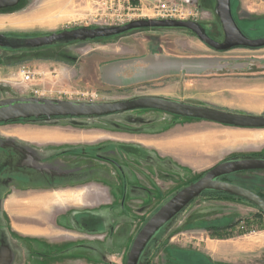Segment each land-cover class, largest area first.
Wrapping results in <instances>:
<instances>
[{
    "label": "rangeland",
    "instance_id": "obj_1",
    "mask_svg": "<svg viewBox=\"0 0 264 264\" xmlns=\"http://www.w3.org/2000/svg\"><path fill=\"white\" fill-rule=\"evenodd\" d=\"M112 1L22 0L16 8L0 10V34L33 38L71 29L123 26L134 20H154L157 18L150 8L168 1L169 5L197 8L200 12L198 21L208 35L218 42L224 39L222 25L216 15V0H147L143 8L142 3H139L141 0H136L133 6L140 9L130 17H127L128 11L111 7ZM233 5L235 15L247 35L255 39L263 38L264 0H233ZM237 50L241 51L218 53L185 29H142L112 39L76 42L38 50L13 51L0 48V105L22 100L91 103V94L98 96L95 102H118L163 93L166 97L192 105L219 108L232 113L264 115V109L250 107L257 102H264V75L258 68L237 72L231 78L205 77L200 80L183 76L158 86L149 84L112 90L98 84L91 86L78 83L75 77L63 76L66 74L64 70L80 69L81 61L92 63L96 60L93 58L114 61L159 51L193 57L259 55L249 49ZM24 65L37 72L32 84L20 83V68ZM31 89L40 93L46 91L48 94L36 97ZM25 129L41 131L31 135L18 132ZM11 131H16L18 137L16 133L15 136L10 135ZM215 132L245 135V141L237 144L234 149L215 155V152L203 149L201 141L197 143L198 139L195 138L196 133L203 136ZM262 132L264 130L231 128L154 110L130 111L101 118L38 119L0 125V264H26L34 261L32 258L40 253L32 246L35 247L36 239L41 235L48 236L47 240L59 242L56 249L44 247L46 263L55 260L60 264H126L139 231L176 193L223 161L264 154V141L254 136ZM195 147L197 154L194 153ZM37 148L49 154L59 153L57 156L61 157L57 158L55 165H44L48 172L54 173L49 176L57 181V189L45 196L33 198L30 195L41 188L36 180L37 171L29 172L30 179L27 182L19 181L21 178L17 175L21 174L20 167L38 159L37 155L41 151ZM98 148V152H101V148L111 149L112 158L120 164L126 161L137 164L139 168H127L128 177L130 181L133 178L135 182L139 181L141 187L139 195H132L126 200L122 214L119 212L115 215L114 207L119 199L113 202L112 207L104 209L113 213L108 215V223L105 224L94 223L84 217L76 221L73 208H84L83 199L87 191L67 188L68 185H78L85 181L95 184L100 177L104 185H111V180L119 183L122 181L114 172L115 169L111 170L108 166L91 169L103 175L105 173L106 177L98 174L93 175V178L88 176L89 172L83 163L92 161L99 165L95 156ZM64 152H67L66 156H62ZM34 153H37L36 157ZM127 153H134L139 158H127ZM147 160L153 164L150 162V166L144 165ZM9 163L12 168L10 170L14 172L5 169ZM56 169L58 172H55ZM41 172V177H44L46 172ZM147 174L153 180L151 192L144 190L146 188L142 185L147 183V179H144ZM252 176L264 180V173ZM117 188L120 195L121 186ZM42 200L44 203H41ZM247 208L258 210L246 202L236 200H197L169 228L162 231L150 248L147 260L150 259L151 264H178L179 258L170 254L174 248L197 251L215 262L226 264H264V217L260 216L259 210L257 214H250ZM201 223L236 225L230 239H219V236H213V233L201 227ZM241 223L246 225V232L254 230L257 231L256 235H243L238 230ZM55 224L63 232L58 234V231L53 230L52 235V226ZM29 245L31 251L26 248Z\"/></svg>",
    "mask_w": 264,
    "mask_h": 264
},
{
    "label": "water",
    "instance_id": "obj_2",
    "mask_svg": "<svg viewBox=\"0 0 264 264\" xmlns=\"http://www.w3.org/2000/svg\"><path fill=\"white\" fill-rule=\"evenodd\" d=\"M21 1L0 0V10L16 8ZM216 15L221 22L224 33L222 42L213 40L197 21L137 20L123 26L78 28L33 38L0 34V48L13 51L38 50L76 42L112 39L135 30L185 29L217 52H227L238 48L264 49V37L249 38L239 27L233 15L232 0H216ZM138 110L160 111L181 118L208 121L231 128L264 130V115L232 113L218 108L192 105L152 96L104 103L22 100L0 105V125L21 120L46 119L50 121L55 118H101ZM250 171H264V158L235 157L228 159L216 165L198 181L180 190L153 214L139 231L128 254L126 264H143V258L146 256L150 244L205 192H220L240 198L257 207L264 215L263 198L246 188L221 180L227 176Z\"/></svg>",
    "mask_w": 264,
    "mask_h": 264
},
{
    "label": "crops",
    "instance_id": "obj_3",
    "mask_svg": "<svg viewBox=\"0 0 264 264\" xmlns=\"http://www.w3.org/2000/svg\"><path fill=\"white\" fill-rule=\"evenodd\" d=\"M242 49V48H238ZM241 51L237 49H233L227 52H218V53H230ZM246 51V50H245ZM253 53H257V56H245V57H220V56H180V55H172L168 53H164L159 51L157 53H145L138 56H130L126 58L117 59L114 61L103 60V58H93L92 63L89 61H81L80 69H72V70H64L67 76L77 78V82H83L88 85H101L103 88L107 90L112 89H127V88H135L138 86L144 85H154L158 86L165 81H173L177 79H181L183 76L193 78V79H203V78H231L235 77L237 72H245L249 70H253L254 68L260 69V73L264 75V49L259 50H248ZM128 56V55H127ZM80 61V60H79ZM78 61V62H79ZM61 69H58L60 71ZM57 71V70H55ZM63 71V72H64ZM62 74H59L61 76ZM152 97H161L166 99H171L179 102H185L181 100H177L174 98L166 97L167 95L160 94H152L149 95ZM256 110L264 109L263 103H255L250 106ZM219 109V108H218ZM236 113V112H233ZM241 114V113H240ZM245 114V113H244ZM255 115V114H254ZM18 131V130H17ZM31 134H37L39 131H31L28 129L19 130L18 132ZM16 131H11L10 135H14ZM17 136V133H16ZM53 136V135H52ZM58 135H54L57 137ZM197 143L201 141L203 145V149L211 151V153L215 152V155L220 153H224L230 149L236 148L237 144H243L245 141V135L239 136L234 134H224L220 132H215L211 134L200 135V133H196L195 135ZM248 136V135H247ZM255 138H258L264 141V132L254 135ZM18 137V136H17ZM240 137L242 140H240ZM59 138V137H57ZM239 140V141H238ZM242 141V142H240ZM32 143H37L33 141ZM47 143V142H46ZM38 144V143H37ZM41 144V143H39ZM194 153H196V147L194 148ZM201 149V151H203ZM177 150V149H176ZM192 152V150H190ZM200 152V150L198 151ZM197 154V153H196ZM218 157V156H215ZM216 159V158H215ZM106 192L101 188L96 189L95 193H91V196L88 198L85 197L83 199L84 205L94 206L97 208H103V206H111L114 202L111 197L108 195H104ZM44 203V200L41 201ZM249 209V208H247ZM250 214L254 212V214L258 213V210L249 209ZM253 214V215H254ZM259 219V218H256ZM52 235H54V231L63 232L62 228L59 229L57 224L52 226ZM54 230V231H53ZM56 234V233H55ZM59 236V235H58ZM54 237V236H53ZM37 239H41V242H35L36 245L33 249L39 250L40 255L33 257L31 263L26 264H60V262H56L52 260L51 262L46 263L44 254V247L55 248L59 246V242L55 243L49 239L48 236L41 235L38 236ZM32 242V241H31ZM48 243V246L44 244ZM38 245L40 247H38ZM30 247H26L32 250ZM52 251V250H51Z\"/></svg>",
    "mask_w": 264,
    "mask_h": 264
},
{
    "label": "flooded vegetation",
    "instance_id": "obj_4",
    "mask_svg": "<svg viewBox=\"0 0 264 264\" xmlns=\"http://www.w3.org/2000/svg\"><path fill=\"white\" fill-rule=\"evenodd\" d=\"M125 100H127V99H125ZM94 103H104V102H94ZM238 114H240V113H238ZM37 149H38V151L39 150L41 151V149H39V148H37ZM99 150H100V148H98L97 154L95 155L97 160L100 162L99 165H97L95 162L93 164L92 161H88L86 163H83L85 170L87 172H89L88 176L93 178L94 177L93 175H95V176H97V174L99 176L103 175L102 173L93 172V171H91V169L93 167L94 168H98V167H106V166H108L109 168H111V170L115 169L114 172L118 175V177L122 181L119 183V181H117V182L113 181L112 182V180H111L110 181L111 185H107V184L104 185V183L101 182V177H100L99 180L96 179V181H98L97 182L98 184L97 183H95V184L91 183L90 181H85L84 183L78 184V185H76V184L71 185V186L68 185L67 188H72L73 187L72 189H74V190L75 189H85L87 191V195L85 197L88 196V198L91 196L92 192L95 193L96 189H98V188L100 189L101 188L102 190H104L106 192L104 195H108L109 197H111V199L114 200V203H116L117 199H119V202H117L116 203L117 205L115 204V207H114L115 215H118L119 212L122 214V212H124V209L126 208V200L130 199L132 195H139L140 194L139 188H141L140 185H139V181H138V183L135 182L136 181L135 178L131 179V181L129 180V177H128L129 172L127 171V168H131V170H132L134 168H139V167L137 166V164H135L133 162H129V161H126L123 164H120V162H118L117 160L112 158V150L109 149V148L108 149L101 148V152H98ZM86 152L89 153L88 150ZM58 154H54V153L53 154H49V153L44 152V150H42L41 152L38 153V155H37V153L36 154L34 153L33 156L36 157V155H37V157H38V159L35 160V162L28 163V165L25 166V167L24 166L20 167L21 169L19 171H20L21 174L17 175V176H19L21 178V179H19V181L27 182L28 179H30L29 172L33 173V171H37V173H38V175L36 177V180H37L38 185L41 188L39 189V191L37 190L35 193L31 194L30 195L31 197L35 198V197L45 196L47 194L53 193V191H54L53 189H57V188H55V187H57V186H55V185H57V183H56L57 181H55V179H53V177L49 176L50 174H54V173L53 172H48V168L46 166H44V165L45 164H53V165H55V162L57 163V158L61 157L60 155L57 156ZM129 154L128 153L126 154L127 158L129 156L130 158H132V160H134V158L138 157V155L136 157V155L134 153L133 154L129 153ZM66 155H67V152H64L62 154V156H66ZM153 159L155 160V157H152V160ZM150 162H151V164H153L152 161H150ZM150 162L148 163V160H147L146 163L145 164L143 163V164L150 166ZM10 168H11V165L9 163V165H7L5 167V169L7 170V172H14V170H10ZM57 169H59V167ZM57 169L55 170V172L57 171ZM42 170L46 172L44 177H41V174H40V172ZM106 176L107 175H105V173H104V175L102 177H106ZM14 179H16V178H14ZM109 179H110V177H109ZM144 179H147V180H145V181H147V183H142L143 187L145 186V188H146L144 190H146L147 192H151L152 189H150V188L153 187L151 185V184H153V182H152L153 180H152L151 175L149 177V174H147V177H144ZM16 180H18V179H16ZM53 181H55V182H53ZM48 184L50 186H47ZM119 185L121 186V190H122L120 192V195H118V193H117V189H118L117 186H119ZM58 188H60V187L58 186ZM63 188H65V187H63ZM48 189H52V190H50V192H48V191L44 192L43 191V190H48ZM114 203H112L111 206L110 205L109 206H103V208H100V207L97 208V207H95V205L94 206L83 205L84 208H82L81 210H76L77 208H73L74 215H75V220L76 221L77 220L80 221L81 217H84V218H88L90 221H92L94 223H97V222L98 223H103V224L108 223L106 220H107V218H109L108 215H110L111 212H108L107 210L105 211L104 209H107V207H112ZM101 209L104 210V211L102 212ZM110 210H112V209H110ZM111 214H113V213H111ZM51 229L52 228H50V230ZM95 231H101L102 232L104 230H95ZM90 232H91V230H90ZM36 241L37 242H41L42 240L41 239H36ZM24 244L25 243H23V245ZM143 261H144L143 264H151L150 259L147 260V258H146V259H143ZM213 262L215 264L221 263V262H215V261H213ZM185 263L188 264L187 260H182V262L179 260L178 264H185Z\"/></svg>",
    "mask_w": 264,
    "mask_h": 264
},
{
    "label": "trees",
    "instance_id": "obj_5",
    "mask_svg": "<svg viewBox=\"0 0 264 264\" xmlns=\"http://www.w3.org/2000/svg\"><path fill=\"white\" fill-rule=\"evenodd\" d=\"M232 10H233V15H234L236 22L238 23L239 27L244 32V34L247 35L246 30L241 26V24L239 23V21L237 19V16L235 15V6L233 5V0H232ZM247 36L249 38L255 39L254 37H250L249 35H247ZM22 121L23 120L18 121V122H22ZM12 123H14V122H12ZM251 157L264 158V154L252 155ZM259 173H264V171H250V172L239 173V174H235L232 176L224 177L221 180L224 182H228V183L235 184V185H238L240 187L246 188V189L256 193L257 195H259L261 198L264 199V180H260L261 178L254 179L252 176L255 174H259ZM202 177H200V178H202ZM201 198L202 199H210V200H236V201L246 202L240 198L233 197V196H230L228 194H224V193H220V192H213V191L205 192L202 195V197H200L199 199H201ZM199 199H197V200H199ZM197 200H195L194 202H196ZM246 203H248V202H246ZM248 204H250V203H248ZM250 205H252V204H250ZM252 206H254V205H252ZM259 212H260V216L263 218L264 215L262 214V212L260 210H259ZM235 225L236 224H229V225H225V226H215V224H213V225H209L207 223H201L200 224L201 227L206 228L207 231L211 232V234L213 233V236L214 235L219 236L220 237L219 239H230L232 237L231 233H232ZM211 237H212V235H211ZM157 239L155 241H157ZM155 241H153L150 244L149 248L147 249L146 256L143 259H146L148 252L150 251V248L155 243ZM170 254H171V256L179 258V260L181 262H182V260H187L188 264H215L210 257H208L205 254H202L200 252H197V251L182 250V249H174L173 248L172 250H170ZM179 256L182 258L180 259ZM219 264H226V263H219Z\"/></svg>",
    "mask_w": 264,
    "mask_h": 264
},
{
    "label": "built area",
    "instance_id": "obj_6",
    "mask_svg": "<svg viewBox=\"0 0 264 264\" xmlns=\"http://www.w3.org/2000/svg\"><path fill=\"white\" fill-rule=\"evenodd\" d=\"M136 0H114L110 3L111 7H116L117 9H124L128 11L127 17H130L132 13H137L139 9H136L133 6V2ZM147 0H141L139 3H142L141 8H143V3ZM187 2V0H186ZM162 6V7H159ZM151 7L150 10L154 12L155 18L154 20H176V21H198L200 12L195 7H185L184 5H169L168 1H165L163 4ZM131 19V18H130ZM145 20V19H143ZM152 20V19H149ZM137 21V20H134ZM133 22V21H131ZM20 83L23 85L32 84L36 80L37 72L32 69L31 67L24 65L20 68ZM31 92L34 93L36 97L46 96L48 94L46 91H41L40 93L38 90L31 89ZM91 103H94L98 100V96L96 94H91ZM89 103V102H87ZM238 230L245 236H253L256 235L257 231H248L245 224H240L238 226ZM249 234V235H247Z\"/></svg>",
    "mask_w": 264,
    "mask_h": 264
},
{
    "label": "bare ground",
    "instance_id": "obj_7",
    "mask_svg": "<svg viewBox=\"0 0 264 264\" xmlns=\"http://www.w3.org/2000/svg\"><path fill=\"white\" fill-rule=\"evenodd\" d=\"M48 199V198H47ZM211 248H212V246H211Z\"/></svg>",
    "mask_w": 264,
    "mask_h": 264
}]
</instances>
